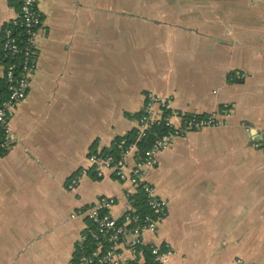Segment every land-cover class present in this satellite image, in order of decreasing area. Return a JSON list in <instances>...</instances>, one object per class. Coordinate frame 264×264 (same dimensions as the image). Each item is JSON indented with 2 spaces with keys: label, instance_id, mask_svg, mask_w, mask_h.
I'll list each match as a JSON object with an SVG mask.
<instances>
[{
  "label": "crops",
  "instance_id": "1",
  "mask_svg": "<svg viewBox=\"0 0 264 264\" xmlns=\"http://www.w3.org/2000/svg\"><path fill=\"white\" fill-rule=\"evenodd\" d=\"M19 11L0 0V82ZM39 11L36 71L0 156V264H74L102 197L124 220L134 190L113 171L69 185L92 154L139 132L148 94L226 125L177 139L144 169L169 210L135 262L158 246L172 264H264V0H40Z\"/></svg>",
  "mask_w": 264,
  "mask_h": 264
},
{
  "label": "built area",
  "instance_id": "2",
  "mask_svg": "<svg viewBox=\"0 0 264 264\" xmlns=\"http://www.w3.org/2000/svg\"><path fill=\"white\" fill-rule=\"evenodd\" d=\"M18 1L20 3L19 16L10 22L12 27L5 28L3 32L4 58L11 59L21 55L23 60L19 67L20 71H17L16 65L7 68L9 97L0 102L2 147L6 150L14 141L9 125L10 119L15 109L27 99L30 78L36 71L37 34L43 23L39 11L40 0ZM16 29L21 30L18 37L14 33ZM146 99L137 142L130 144L126 139H122L118 144V158L111 154H92L88 167L82 169L70 182L69 188L74 190L90 172L101 178L105 172L113 171L119 181L129 184L134 190V193L129 192L126 195L128 198L126 204L130 208L122 224L107 211L117 205L116 199L102 197L97 205L88 211V219L92 222L93 228H90L87 234L95 241L96 249L90 254L86 253L79 257L74 264H137L135 259L145 246L144 235L148 232L156 233L159 225L168 217L169 210L168 202L159 197L155 187L148 181L144 169L156 167L157 155L172 146L177 139L193 132L226 125L225 120L217 115L202 116L176 111L171 97L148 94ZM161 123H165L169 129L168 133L156 142L144 162H135L136 166L132 167L131 163L135 161L138 143L146 140L150 131ZM138 191L143 192L145 196L151 211L149 215L138 213L132 206L131 198ZM127 239L130 241L129 250L132 257L123 261L120 246ZM78 250H83V244ZM151 255L152 259L145 264H172L168 258L175 253L170 247L162 249L152 246Z\"/></svg>",
  "mask_w": 264,
  "mask_h": 264
},
{
  "label": "trees",
  "instance_id": "3",
  "mask_svg": "<svg viewBox=\"0 0 264 264\" xmlns=\"http://www.w3.org/2000/svg\"><path fill=\"white\" fill-rule=\"evenodd\" d=\"M8 27H12L11 24ZM15 36H19L21 33V30H14ZM2 58L4 59L5 64L7 65V68L11 65H16L17 71H20V66L22 63V57L21 55L15 58L11 59H5L4 58V52L2 50ZM230 82L231 83H238V79L234 74H231L230 76ZM8 82L7 79L5 81L0 82V96L3 98V100H6L9 97V90H8ZM2 100V101H3ZM169 129L166 127L165 123H161L158 126H156L152 131H150V134L148 138L140 143H138V150L135 153V162L142 163L145 161L148 152L154 147L156 142L161 139L165 134H167ZM139 136L138 131H134L129 136H127L125 139L128 141V143H136ZM122 141V139H118L115 143L114 147L111 151L106 152L105 154H111L115 157H119V149L118 144ZM3 142V133L0 130V156H4L7 154V150L2 147ZM131 203L133 208L142 215H149L150 209L146 203L145 196L143 192L138 191L135 193V195L131 198ZM121 224L123 222H120ZM93 228V225L91 226ZM96 249V243L95 241L90 237V235H86V241L83 244V250H78L75 260L79 259V257L83 256L84 254L88 253L90 254L92 251Z\"/></svg>",
  "mask_w": 264,
  "mask_h": 264
}]
</instances>
